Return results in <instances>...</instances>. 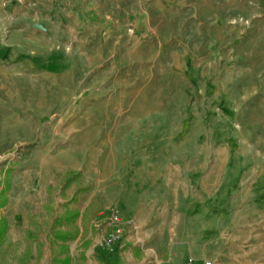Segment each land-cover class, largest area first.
<instances>
[{
	"label": "rangeland",
	"instance_id": "374dc122",
	"mask_svg": "<svg viewBox=\"0 0 264 264\" xmlns=\"http://www.w3.org/2000/svg\"><path fill=\"white\" fill-rule=\"evenodd\" d=\"M29 148L77 167L37 188L38 208L11 186ZM92 181L110 189L78 220L91 242L79 264H105L115 209L120 253L136 229L130 208L106 204L116 186L149 188L161 264H190L188 250L264 264V0H0V264H51L65 190L87 187L76 203Z\"/></svg>",
	"mask_w": 264,
	"mask_h": 264
},
{
	"label": "crops",
	"instance_id": "0c3cea01",
	"mask_svg": "<svg viewBox=\"0 0 264 264\" xmlns=\"http://www.w3.org/2000/svg\"><path fill=\"white\" fill-rule=\"evenodd\" d=\"M9 52L11 51L9 50ZM16 52L17 51H13V53H16ZM17 54L26 55V53H21L19 51ZM35 150H36L35 148L34 149L29 148V149L24 150L23 156L21 158L22 161L19 162V165H21V171L16 174V178H13V181L11 183V186L16 185L14 183L15 180L20 181L21 183V188L23 190L24 196L22 197L21 203L19 205H21L22 208H27L28 206L33 205V204L35 208H38L41 205V203L37 204V202H39L40 201L39 199L41 198V191L39 190L37 191V188L46 190V187H49V185L57 183V181L61 178V176L64 174L65 171L69 169L77 168L76 166L66 167L65 163L61 162L62 160L60 158H57L56 155L54 156L53 154H51L50 150H47V149L45 150L41 149L38 151L37 150L35 151ZM61 152L63 151L62 150L56 151L57 154ZM36 156H38V158ZM36 158L39 160H37L34 163L33 160H35ZM48 158H50L49 161H48ZM55 159H58L59 161L58 160L55 161ZM47 164H51V165L55 164L56 169L53 166L54 172L53 171L50 172L49 170L46 169ZM43 178L46 179L47 183L42 182ZM91 183L92 184L90 186V189L85 193V195H83L80 198L81 200L79 199L76 203H71L69 200V198L71 197V194L67 195L66 190H65V199H62L61 201L63 211L65 208H68V209H76L80 212L73 225L67 224V225L61 226V229H66L70 231L72 230L74 226L75 234H76V237L74 240H80L79 244L76 245V247L74 248L76 255L73 254L74 249H72L70 245L68 244V242L74 241V240L67 241V244L69 246V255L75 258L74 260L75 264H79L80 261L85 260L86 253H87L86 248H85L86 246L85 242L89 241L88 234H84V229L80 228L78 224L79 223L78 220L82 222L83 219H86V216L88 217L87 213L83 214V211L89 208L90 206L89 204L92 201L99 199L100 197V195H98L99 191L105 192L106 189H110V186H100L99 182L95 184V182L92 181ZM23 186H28L30 187L31 190H36V192L32 195H28ZM116 187L118 188V191H120V194L122 195H119L120 197L117 196L116 197L117 199H113L111 201L110 199L107 198L106 204L110 208V207L115 206L114 202L116 201V204L122 207H125V208H130L131 211L133 212L134 219L136 221L135 231L132 233L130 228L127 229V232L123 239L124 247L120 253V259H121L120 264H151L152 263L151 259L154 260L153 261L154 264H161L162 260L160 259L159 260L160 262H159L157 258L163 255L162 248L157 247L154 244L153 245L151 244L154 238H156V234H157L156 230L154 231L153 229H151L153 221L155 222V220L148 218L150 210L146 211L143 209V207H146V205H149V203H148V200L143 199L141 194L144 193L145 191H148L149 188L145 189V191L142 190V192L137 193L138 191H140V186H116ZM71 188H73V186H71ZM156 190H159V189H156ZM124 192H127L129 195L125 196ZM105 195H106L105 193L101 194V196H105ZM79 201H80L79 204L82 207L84 206V209L82 211H80L78 208L71 207V204L76 205ZM61 214L62 212L56 215L55 217L60 216ZM55 217L52 219L49 225V231L47 233V239H48L49 244L51 246L53 245L56 247V250L51 251L50 256L57 254L58 246L61 243L60 241L57 243H54L50 239V234H49L50 228H51V225ZM12 223L15 225V223L17 222L12 221ZM9 234L13 238L17 237V235L13 234V232L11 233V225H9ZM90 243L91 242L89 241L87 248L90 246ZM82 246H84V248H82ZM207 251L208 252L205 253L203 252V250L202 251L197 250V252L188 250L187 252L189 253V255H191V259H192L190 264H204L206 261H210V260H206L205 258L206 254L209 256L210 259H212V261H210L211 263L222 264L221 263L222 254L220 253V251H216V250H214L213 252L209 250ZM94 252L98 253L99 251L94 250ZM179 253H180L179 251H173L172 255L173 254L179 255ZM41 254H42L41 251H39L38 257H41ZM170 259L172 258L168 257V260ZM50 261H51V257H50ZM188 263L189 262L187 261L186 264ZM246 264H257V261L253 262L252 260H248Z\"/></svg>",
	"mask_w": 264,
	"mask_h": 264
},
{
	"label": "trees",
	"instance_id": "16d2710c",
	"mask_svg": "<svg viewBox=\"0 0 264 264\" xmlns=\"http://www.w3.org/2000/svg\"><path fill=\"white\" fill-rule=\"evenodd\" d=\"M71 178L67 177L65 179V182L68 183ZM8 188V187H7ZM87 189V187H78L75 189L73 197L70 199V202H75L78 195L82 192H84ZM5 190H0V195H5ZM6 199L3 196V198L0 199V208L5 205ZM79 215L78 210H66L63 214L60 216L55 217L53 220V223L50 228V239L54 242H61L58 246V252L57 254L51 256V262L52 264H75L74 260L75 258L71 255H69V246L67 244V241L74 240L76 237L75 234V227L73 226L72 230H66L61 229L62 225L67 224H74L76 218ZM8 229V222L7 219L4 216L0 215V246H2L5 243L6 240V233ZM120 248L114 247L113 251L110 252L105 259V264H120ZM29 252V250H26V253ZM38 256V253H37Z\"/></svg>",
	"mask_w": 264,
	"mask_h": 264
},
{
	"label": "built area",
	"instance_id": "2783aa9c",
	"mask_svg": "<svg viewBox=\"0 0 264 264\" xmlns=\"http://www.w3.org/2000/svg\"><path fill=\"white\" fill-rule=\"evenodd\" d=\"M121 209H115L111 213V217L106 221V225H115V228L112 232H110L103 240L100 242V245L106 252H112L115 245L119 242L122 231L119 227V221L121 217ZM204 264H210L209 262H205Z\"/></svg>",
	"mask_w": 264,
	"mask_h": 264
}]
</instances>
